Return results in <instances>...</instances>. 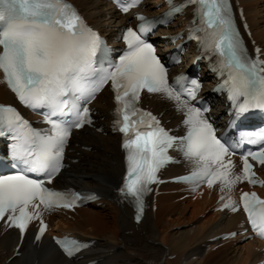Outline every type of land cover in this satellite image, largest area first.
<instances>
[{"label": "snow or ice", "instance_id": "1", "mask_svg": "<svg viewBox=\"0 0 264 264\" xmlns=\"http://www.w3.org/2000/svg\"><path fill=\"white\" fill-rule=\"evenodd\" d=\"M168 3L165 17L195 6L193 14L199 24L190 25L189 39L219 57V71L227 76L222 87L228 91L235 115L239 117L253 108L264 109V52L256 48L254 57L249 54L235 26L229 0ZM138 4L139 0H130L121 10L128 12ZM137 19L142 21L139 32L131 27L123 32L127 50L113 61L106 55L102 37L68 0H0V71L22 104L47 110L43 116L48 128L37 130L15 108L0 105V137L11 140L8 155L13 167L19 162L25 168L24 172L0 175V220L6 218L8 226L18 228L21 237L30 221L40 219L41 205L44 211L72 208L81 198L79 193L48 188L44 180L31 178L28 173L46 176L47 183H52L64 166V152L73 129L93 124L91 109L83 105L91 103L109 83L116 104L113 128L123 134L121 147L126 153L127 170L119 192L136 207L137 220L144 206L143 197L151 191L149 186L158 182L156 174L170 160L168 149L176 144L195 165L190 175L178 178L184 182L206 181L212 187L219 181L222 191L225 187L231 190L240 181L261 183L255 179L249 157L264 165V131L248 137V143L260 145L259 150L242 155L241 174L233 175V162H224L228 148L205 118L208 109L191 103L200 89L199 81L181 75L176 81L184 84L178 91L169 83L168 70L156 49L142 38L163 20L149 21L143 16ZM145 89L177 102L178 110L184 112L187 135H170L156 116L138 107ZM240 204L253 232L264 238V199L255 192H243ZM223 207L238 211L233 201ZM46 227L40 219L36 240H40ZM55 242L69 259L88 247L68 238Z\"/></svg>", "mask_w": 264, "mask_h": 264}, {"label": "bare ground", "instance_id": "2", "mask_svg": "<svg viewBox=\"0 0 264 264\" xmlns=\"http://www.w3.org/2000/svg\"><path fill=\"white\" fill-rule=\"evenodd\" d=\"M71 1L79 7L89 23L97 27L111 42L114 40L115 31L125 18L114 12L107 0ZM238 1L243 7L253 39L264 52V19L261 21L258 18L264 17V9L257 10V0ZM144 5L145 9L142 11L157 12L153 8L155 2L147 0ZM169 30L176 31L173 26ZM146 98L149 107L161 113L163 120H169L171 126L179 121L180 112L176 106L155 96H145L144 100ZM110 99L108 90H104L97 98L94 106L98 124L94 129H84L75 134L69 157L77 162L71 163L70 168L62 172L56 181L57 186L96 192L102 206L96 207L95 202L76 210L74 214L52 217V221H56L52 223L50 233L37 243H33L30 235H27L19 249H16L18 236L15 230L0 232V264H82L91 259H97V264H195L190 261L194 256L199 260L196 264H245L264 258L263 244L258 240L244 245L242 252H245L246 258L242 263L239 249L235 247L238 239L224 244L210 254H203L209 238L237 229L243 220L239 209L230 214L213 212L212 216L205 215L199 220L198 215L214 203V192L205 193L202 199L190 201L187 198L181 199V194L177 191L179 185L162 186V193L156 196V209L147 210L139 224L132 221V210L120 204L114 193L123 173V162L119 136L110 133ZM8 101H13L12 96L0 85V102ZM260 171L264 177V167ZM180 172V166L172 165L167 169L166 175L172 176ZM262 192L264 193V188ZM189 210L191 214L187 217ZM194 219L192 227L175 228L171 231L173 227ZM52 232L93 239L94 245L74 262L62 256L51 243L49 235ZM17 252L20 255L13 256ZM171 255L174 258L169 259Z\"/></svg>", "mask_w": 264, "mask_h": 264}, {"label": "rangeland", "instance_id": "3", "mask_svg": "<svg viewBox=\"0 0 264 264\" xmlns=\"http://www.w3.org/2000/svg\"><path fill=\"white\" fill-rule=\"evenodd\" d=\"M259 3V4H258ZM257 6V7H256ZM255 7L257 8V10H259V11H262L263 9H264V0H257L256 1V4H255ZM261 7V8H260ZM262 17V18H261ZM261 21L264 19V17L263 16H259L258 17ZM209 209H207V210H205L204 211V213H201V214H199L198 216H199V220H202L203 218H204V216L206 215L207 217H210V216H212V211H208ZM217 213H219V212H216V213H214V214H217ZM191 214V210H189L188 212H187V217L189 216ZM203 214V215H202ZM197 218V217H196ZM195 221V219L194 220H191V221H187V222H184V223H181V224H179L178 226H176V227H173L172 229H171V231H173V230H175V228H177V229H181V228H190V227H192V225H191V223L192 222H194ZM244 242V243H243ZM247 242V240L246 241H240V242H238L239 244L240 243H242L241 245H239V244H237V242L235 243V247H238V249H239V254H241V259H240V263H242L243 261H244V259L246 258V254H245V252H242V249L244 248V244ZM248 243V242H247ZM239 245V246H238ZM242 248H241V247ZM212 249V248H214V246H208L207 248H206V250L203 252V254H206V252L209 250V249ZM211 251H213V250H209L207 253H209L210 254V252ZM244 251V250H243ZM202 254V255H203ZM208 254V255H209ZM201 255V256H202ZM245 257V258H244ZM172 258H174V255H171L170 257H169V259H172ZM198 257H192L191 258V262H193V263H199V260L197 259Z\"/></svg>", "mask_w": 264, "mask_h": 264}]
</instances>
